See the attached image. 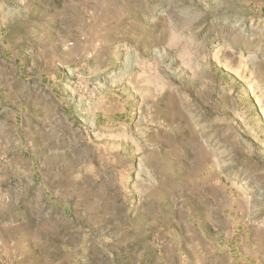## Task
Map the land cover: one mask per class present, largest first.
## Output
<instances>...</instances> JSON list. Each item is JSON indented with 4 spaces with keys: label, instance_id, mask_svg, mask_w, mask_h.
I'll return each instance as SVG.
<instances>
[{
    "label": "rangeland",
    "instance_id": "rangeland-1",
    "mask_svg": "<svg viewBox=\"0 0 264 264\" xmlns=\"http://www.w3.org/2000/svg\"><path fill=\"white\" fill-rule=\"evenodd\" d=\"M0 264H264V0H0Z\"/></svg>",
    "mask_w": 264,
    "mask_h": 264
}]
</instances>
